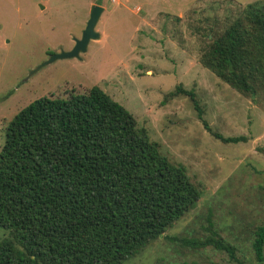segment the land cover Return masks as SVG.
<instances>
[{
    "label": "rangeland",
    "instance_id": "obj_1",
    "mask_svg": "<svg viewBox=\"0 0 264 264\" xmlns=\"http://www.w3.org/2000/svg\"><path fill=\"white\" fill-rule=\"evenodd\" d=\"M104 11L80 57L50 53L82 37L92 5ZM264 0H0V150L6 127L43 96L99 85L133 113L162 154L185 166L197 204L122 264H258L253 241L264 224V76L255 95L235 89L203 61L211 40ZM193 90L202 108L178 88ZM207 122L210 129L206 128ZM245 135L247 142H224ZM0 237H12L0 226ZM222 237L237 260L186 239ZM264 264V262L262 263Z\"/></svg>",
    "mask_w": 264,
    "mask_h": 264
},
{
    "label": "trees",
    "instance_id": "obj_2",
    "mask_svg": "<svg viewBox=\"0 0 264 264\" xmlns=\"http://www.w3.org/2000/svg\"><path fill=\"white\" fill-rule=\"evenodd\" d=\"M244 13L246 21L215 35L201 59L235 89L255 95L264 76V9L249 5ZM177 93L190 96L202 117L193 90ZM201 196L185 166L162 154L133 113L99 85L43 96L8 123L0 150V226L12 235L0 237V264H122ZM185 243L212 245L237 260L222 237ZM253 248L262 264L264 224Z\"/></svg>",
    "mask_w": 264,
    "mask_h": 264
},
{
    "label": "water",
    "instance_id": "obj_3",
    "mask_svg": "<svg viewBox=\"0 0 264 264\" xmlns=\"http://www.w3.org/2000/svg\"><path fill=\"white\" fill-rule=\"evenodd\" d=\"M103 11L104 7L102 5H92L90 17L87 21L82 37L76 39L74 47L70 50L62 49L59 52H53L46 61H44L37 68L33 69L30 75L34 74L44 66L56 61L57 59L80 57L81 52H84L88 49V45L91 40L100 38L101 34L99 31L96 30V26L100 20Z\"/></svg>",
    "mask_w": 264,
    "mask_h": 264
},
{
    "label": "flooded vegetation",
    "instance_id": "obj_4",
    "mask_svg": "<svg viewBox=\"0 0 264 264\" xmlns=\"http://www.w3.org/2000/svg\"><path fill=\"white\" fill-rule=\"evenodd\" d=\"M53 53V52H52ZM52 53H50V54H52Z\"/></svg>",
    "mask_w": 264,
    "mask_h": 264
}]
</instances>
